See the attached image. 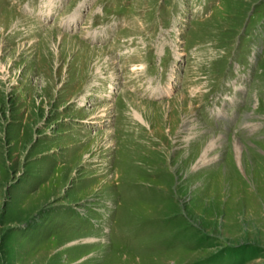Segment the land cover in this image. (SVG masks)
Masks as SVG:
<instances>
[{
	"label": "rangeland",
	"instance_id": "obj_1",
	"mask_svg": "<svg viewBox=\"0 0 264 264\" xmlns=\"http://www.w3.org/2000/svg\"><path fill=\"white\" fill-rule=\"evenodd\" d=\"M46 1L0 0V264H264V0Z\"/></svg>",
	"mask_w": 264,
	"mask_h": 264
},
{
	"label": "bare ground",
	"instance_id": "obj_2",
	"mask_svg": "<svg viewBox=\"0 0 264 264\" xmlns=\"http://www.w3.org/2000/svg\"><path fill=\"white\" fill-rule=\"evenodd\" d=\"M47 1H48V0H47ZM47 1H46V2H47ZM49 5L51 6V3H49Z\"/></svg>",
	"mask_w": 264,
	"mask_h": 264
}]
</instances>
